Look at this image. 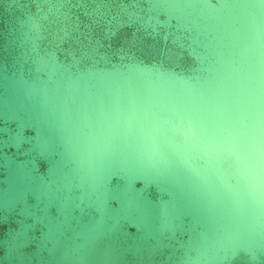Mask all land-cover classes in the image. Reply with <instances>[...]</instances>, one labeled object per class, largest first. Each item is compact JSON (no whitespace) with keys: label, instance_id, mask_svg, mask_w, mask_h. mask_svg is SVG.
<instances>
[{"label":"water","instance_id":"1","mask_svg":"<svg viewBox=\"0 0 264 264\" xmlns=\"http://www.w3.org/2000/svg\"><path fill=\"white\" fill-rule=\"evenodd\" d=\"M0 264H264V0H0Z\"/></svg>","mask_w":264,"mask_h":264}]
</instances>
